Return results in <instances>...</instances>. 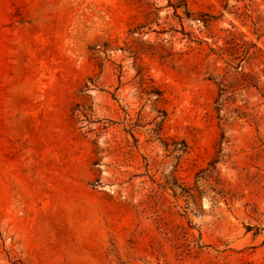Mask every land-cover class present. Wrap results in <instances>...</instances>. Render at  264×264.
Returning <instances> with one entry per match:
<instances>
[{
    "label": "rangeland",
    "instance_id": "obj_1",
    "mask_svg": "<svg viewBox=\"0 0 264 264\" xmlns=\"http://www.w3.org/2000/svg\"><path fill=\"white\" fill-rule=\"evenodd\" d=\"M0 264H264V0H0Z\"/></svg>",
    "mask_w": 264,
    "mask_h": 264
}]
</instances>
